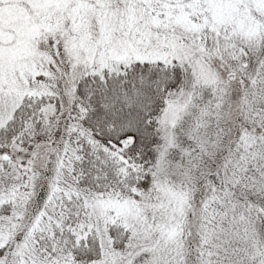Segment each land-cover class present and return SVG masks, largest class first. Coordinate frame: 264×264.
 Segmentation results:
<instances>
[{
  "label": "snow or ice",
  "instance_id": "6c2138e0",
  "mask_svg": "<svg viewBox=\"0 0 264 264\" xmlns=\"http://www.w3.org/2000/svg\"><path fill=\"white\" fill-rule=\"evenodd\" d=\"M0 264H264V0H0Z\"/></svg>",
  "mask_w": 264,
  "mask_h": 264
}]
</instances>
